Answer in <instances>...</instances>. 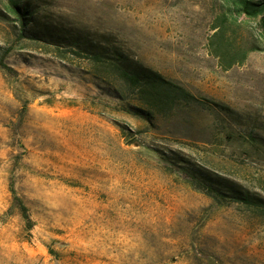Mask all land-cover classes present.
<instances>
[{"label":"rangeland","instance_id":"1","mask_svg":"<svg viewBox=\"0 0 264 264\" xmlns=\"http://www.w3.org/2000/svg\"><path fill=\"white\" fill-rule=\"evenodd\" d=\"M24 1L22 20L0 0V264H264V217L242 199L264 200L259 17L225 0ZM217 26L241 61L211 53ZM94 51L194 100L138 110Z\"/></svg>","mask_w":264,"mask_h":264},{"label":"trees","instance_id":"2","mask_svg":"<svg viewBox=\"0 0 264 264\" xmlns=\"http://www.w3.org/2000/svg\"><path fill=\"white\" fill-rule=\"evenodd\" d=\"M12 7V11L20 15L23 20L28 13V3L24 0H7ZM227 2L226 9L233 13L235 16L244 15L246 17H259V27L261 33L264 35V0H225ZM9 7V5L7 4ZM214 32L210 39V51L221 58V61L228 63L239 62L243 59L245 52L233 48L228 42H223V26L214 27ZM32 33L33 32H28ZM216 41L215 43L213 42ZM76 44L74 47H78ZM90 63L96 66L102 63L104 67L110 70V76H104L94 72L106 81L107 84L112 85L114 90L118 93L119 97H124L121 93L124 90L132 89L133 95L131 96L132 103L129 105L138 110L146 111L150 114L166 113L178 102L189 103L194 100V96L190 94L183 87L175 84L174 82L166 79L158 72L145 68L143 66L131 67L123 60L122 53L116 52L117 60H107L105 55L98 51L92 52ZM242 55V56H241ZM240 59L236 60L237 57ZM112 77V78H109ZM123 99V98H122ZM130 99V100H131ZM244 203L252 207L256 213L264 217V200L261 198H250L247 194L242 198Z\"/></svg>","mask_w":264,"mask_h":264}]
</instances>
